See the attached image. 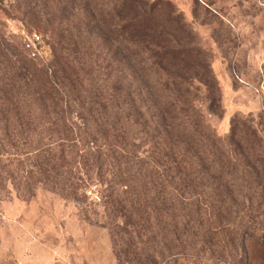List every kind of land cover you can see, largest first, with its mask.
Masks as SVG:
<instances>
[{
  "label": "trees",
  "instance_id": "trees-1",
  "mask_svg": "<svg viewBox=\"0 0 264 264\" xmlns=\"http://www.w3.org/2000/svg\"><path fill=\"white\" fill-rule=\"evenodd\" d=\"M2 18L41 28L51 61ZM194 41L165 0H0V183L23 200L100 187L118 264H249L264 138L237 117L214 133L220 91Z\"/></svg>",
  "mask_w": 264,
  "mask_h": 264
},
{
  "label": "rangeland",
  "instance_id": "rangeland-1",
  "mask_svg": "<svg viewBox=\"0 0 264 264\" xmlns=\"http://www.w3.org/2000/svg\"><path fill=\"white\" fill-rule=\"evenodd\" d=\"M165 1L206 53L217 80L221 112L206 115L214 133L224 138L237 117L251 121L264 138V0ZM2 22L7 34L24 39L45 62L51 61L41 28L27 32L17 20ZM7 156L0 147V158ZM74 178L76 183L81 179L82 190L91 183L83 173ZM96 192L101 197L100 187ZM101 202H73L44 187L23 200L9 182L0 183V264H118ZM246 245L249 264H264V248L250 239Z\"/></svg>",
  "mask_w": 264,
  "mask_h": 264
},
{
  "label": "built area",
  "instance_id": "built-area-1",
  "mask_svg": "<svg viewBox=\"0 0 264 264\" xmlns=\"http://www.w3.org/2000/svg\"><path fill=\"white\" fill-rule=\"evenodd\" d=\"M86 198L93 204H99L101 202L100 197L98 196L96 192V187H90L86 193Z\"/></svg>",
  "mask_w": 264,
  "mask_h": 264
}]
</instances>
